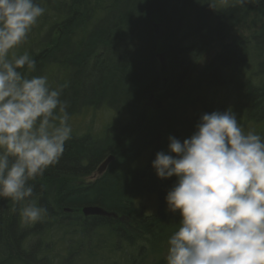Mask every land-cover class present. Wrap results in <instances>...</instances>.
<instances>
[{"label": "trees", "instance_id": "obj_1", "mask_svg": "<svg viewBox=\"0 0 264 264\" xmlns=\"http://www.w3.org/2000/svg\"><path fill=\"white\" fill-rule=\"evenodd\" d=\"M39 2L53 23L18 49L37 62L30 75L59 74L49 83L66 86L70 117H110L99 137L72 135L59 162L31 181L46 218L22 224L19 205L0 199V264H144L179 222L165 209L176 178L157 179L151 168L168 137L182 141L202 114L229 107L245 131L264 135V0L216 11L210 0ZM247 22L252 33L235 37ZM110 156L95 180L76 182ZM85 207L114 217H84Z\"/></svg>", "mask_w": 264, "mask_h": 264}, {"label": "clouds", "instance_id": "obj_2", "mask_svg": "<svg viewBox=\"0 0 264 264\" xmlns=\"http://www.w3.org/2000/svg\"><path fill=\"white\" fill-rule=\"evenodd\" d=\"M45 12L39 0H0V199L19 205L12 211L25 225L48 216L31 181L59 162L73 134L66 86L30 75L37 62L18 52ZM151 168L157 179L176 178L165 196L179 215L166 264H264V135L245 131L230 107L204 113L188 138L168 137Z\"/></svg>", "mask_w": 264, "mask_h": 264}, {"label": "rangeland", "instance_id": "obj_3", "mask_svg": "<svg viewBox=\"0 0 264 264\" xmlns=\"http://www.w3.org/2000/svg\"><path fill=\"white\" fill-rule=\"evenodd\" d=\"M60 2V0H58ZM52 14L45 13L40 19L38 24L33 28V30L29 33L30 39L35 43L36 39H41L46 31L49 29L50 25L53 23ZM255 28L250 25V22L245 25L240 26L234 33L235 37L243 36L248 37L252 31ZM186 33V31H185ZM23 45V44H22ZM216 50L215 48L212 49L210 52H208L205 57L204 61H208L214 54ZM39 75H46L49 79V82H51V79L53 77H59V74L55 73L51 69L45 70L43 73H40ZM221 97V94L217 95V97ZM151 105V103H148ZM110 116H107L102 111H84L82 113H79L77 116L71 117L70 123L73 128V134L76 136H82L83 134H87L91 136V138H96L101 135V132L104 128V126L109 121L108 118ZM97 170H95L93 173H91L90 176L86 178H77L76 182L80 183H87L95 180L97 178ZM145 203L143 205L147 206L148 212H154L157 209V204L153 199H145ZM165 209L166 204H165ZM166 248L167 243L160 246L159 249L155 250L154 255L150 256L144 264H166L165 262V254H166ZM99 259V258H98ZM59 259L52 262V264H58ZM79 263V262H78ZM92 264V263H90ZM98 264V263H96Z\"/></svg>", "mask_w": 264, "mask_h": 264}, {"label": "water", "instance_id": "obj_4", "mask_svg": "<svg viewBox=\"0 0 264 264\" xmlns=\"http://www.w3.org/2000/svg\"><path fill=\"white\" fill-rule=\"evenodd\" d=\"M156 27V26H155ZM158 61L159 64L162 68H164V54H159L158 55ZM113 160V157L110 156L108 157L98 168L97 170V175H99L101 172H103V170L107 167V165ZM81 214L84 217H89V216H94V217H106V218H111L114 217L113 214L107 213L105 211H103L100 208L97 207H85L81 210Z\"/></svg>", "mask_w": 264, "mask_h": 264}]
</instances>
